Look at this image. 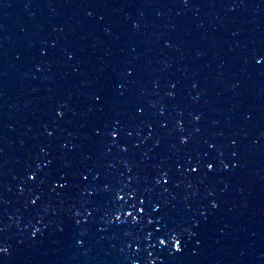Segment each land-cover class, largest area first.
I'll return each instance as SVG.
<instances>
[{"label": "water", "instance_id": "95a60500", "mask_svg": "<svg viewBox=\"0 0 264 264\" xmlns=\"http://www.w3.org/2000/svg\"><path fill=\"white\" fill-rule=\"evenodd\" d=\"M0 264H264V0H0Z\"/></svg>", "mask_w": 264, "mask_h": 264}]
</instances>
